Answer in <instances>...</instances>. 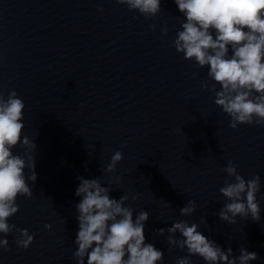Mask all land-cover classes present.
<instances>
[{
  "label": "clouds",
  "instance_id": "clouds-1",
  "mask_svg": "<svg viewBox=\"0 0 264 264\" xmlns=\"http://www.w3.org/2000/svg\"><path fill=\"white\" fill-rule=\"evenodd\" d=\"M185 20L171 41L177 53L184 59L194 61L196 67H208V79L214 81L201 87L213 93L216 106L231 119L229 127L237 129L241 124L264 127V0H174ZM141 16L154 17L161 11V0H116ZM103 11V9H99ZM137 17L134 16L133 19ZM156 25H149L155 31ZM168 28L162 29L166 35ZM231 50V54L230 53ZM217 85L220 89L217 90ZM25 103L15 91L5 97L0 92V248L9 251L8 234L15 233L18 248L28 249L34 242V234L28 229L17 228L9 223L19 211L18 197L31 199L35 185L37 145L24 135ZM19 146L23 154H14ZM123 154L114 152L105 169L115 173ZM238 165L231 160L221 171L227 174L219 192L225 203L218 211L220 220L235 224L236 218L259 222L261 207L257 194L261 192V178L253 175L245 179L238 173ZM27 170V171H26ZM80 183L75 195L78 221L77 246L73 258L77 264H161L164 252L154 244L146 243L145 224L147 211L126 206L128 195L112 198L113 185L120 177L109 179L103 186L101 179L78 177ZM133 200L138 196L133 195ZM194 200H188L180 209L182 216H191L196 211ZM206 222V221H205ZM45 228L51 229L50 224ZM196 223L175 221L167 229H159L158 235L168 233L166 242L170 247L186 249L188 255L176 259L175 264H192L191 256H199L206 264H250L257 260L256 252L246 248L233 254L229 247L224 250L209 239ZM180 234L177 238L176 234Z\"/></svg>",
  "mask_w": 264,
  "mask_h": 264
}]
</instances>
